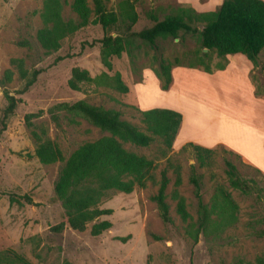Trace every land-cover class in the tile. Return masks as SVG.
I'll return each mask as SVG.
<instances>
[{"label":"rangeland","instance_id":"374dc122","mask_svg":"<svg viewBox=\"0 0 264 264\" xmlns=\"http://www.w3.org/2000/svg\"><path fill=\"white\" fill-rule=\"evenodd\" d=\"M71 1L63 4L61 15L64 20L78 22ZM102 1L106 9L118 14L119 20L109 33L121 35L124 45L119 56L109 55L111 69L102 63L103 51L111 47L104 49L96 41L104 31L93 21V0H86L92 10L89 23L66 35L60 47L52 51L42 48L36 37L45 26L41 16L44 0H0V80L4 81L6 71H10V80L0 83V129L7 104L5 90L19 99L0 134V251L12 249L33 264H264V148L249 126L223 117L213 118L208 107L190 97L189 93L195 92L203 81V76L195 72L203 71V67L188 66L206 51L201 48L200 34L179 31L177 37H159V52L127 35L126 12L130 3L137 14L130 31L151 26L153 18L170 16L201 29L210 17H203L176 0ZM93 40L96 42L92 46L84 44ZM58 56L63 58L55 61ZM175 57L181 65L171 69L172 73L176 68L174 87L163 90L151 71L158 69L160 58L174 61ZM202 58L211 67L223 60L214 51ZM74 67L86 69L92 77L91 81L80 83L78 89L68 85ZM34 70L38 74L33 84L19 92ZM20 71L25 72L24 77ZM115 73L128 86L126 93L115 89ZM250 76L263 94L264 52ZM80 99L118 110L122 119L140 129L144 128L140 107L151 105L181 110L185 122L171 147H166L159 137L147 147L124 142L127 150L153 161L144 186L135 185L130 193L106 191L98 207L111 208L110 215L88 222L82 231L66 224L56 232L51 226L66 219L54 192L64 161L43 164L34 150L39 143L50 140L66 159L84 142L107 134L79 113L58 106ZM38 112L27 125L25 115ZM184 136L206 143L222 138L238 152L219 143L207 147L210 152L202 151V164L194 148L198 144L177 145ZM227 160L248 181L249 191L231 186L226 174ZM163 173L168 180L164 195L170 222L163 221L153 199ZM194 177L199 181L201 199L209 214L203 227L199 226L201 213ZM222 191L230 194L235 207ZM23 194L35 204L25 203L20 198ZM11 196L17 200L10 203ZM180 199L189 213L186 220L176 210ZM103 219L110 220L111 227L92 235L91 225Z\"/></svg>","mask_w":264,"mask_h":264},{"label":"trees","instance_id":"16d2710c","mask_svg":"<svg viewBox=\"0 0 264 264\" xmlns=\"http://www.w3.org/2000/svg\"><path fill=\"white\" fill-rule=\"evenodd\" d=\"M93 2L95 15L93 21L98 23L104 31V35L96 41L100 42L104 49L111 47L108 51L102 53V63L108 69H111L112 64L109 55L119 56L124 50L121 35L116 34L113 36L109 33L110 29L118 22L119 17L115 12L106 9L102 0H93ZM66 3H68V0H44L43 2L41 16L45 26L37 31L36 37L46 51L57 50L61 45V40L66 35L89 23L92 10L86 0L71 1L70 6L78 16V22L62 18V6ZM197 13L203 17H210L201 29L192 26L180 17L170 16L162 20L153 18L154 23L151 26L139 31H130V27L137 19V14L130 3L126 12L129 20V24L126 25L127 35L146 42L159 52L160 48L157 43L159 37H177L179 31L185 33L198 32L201 48L207 50L202 52L197 60L191 62L188 66H202L203 71L208 73L225 68L228 54L242 53L249 60L254 61L264 49V0H222L216 10ZM96 41L93 40L84 44L92 46ZM213 51L223 60L211 67L202 57H208L209 52ZM62 58L63 56H58L55 61ZM179 65L181 63L177 57L174 58V61H166L160 58L159 67L157 70L155 69L154 73L159 79L160 87L163 90L171 86L173 80L171 69ZM9 72L6 71L4 81L0 80L1 84L10 80ZM20 72L24 77L25 72ZM37 74L38 70H34L19 92L32 85ZM91 80L92 77L86 69L74 67L68 79V85L72 89H78L80 83ZM114 84L117 91L122 93L128 91V86L123 82L119 73L114 75ZM260 93V89L256 87L255 94L259 95ZM5 96L7 104L3 109L0 134L6 127L7 118L14 113L19 102L15 95L6 90ZM58 106L79 113L94 126L107 133L98 139L84 142L66 159L57 144L50 140L39 143L34 150V155L43 164L64 161L54 184V192L61 201L66 219L52 225V230L59 232L67 224L74 230L82 231L88 222L112 213L111 208L98 207V203L106 191L116 190L130 193L135 185L144 186L148 174L153 168L151 159L127 150L123 143L129 142L136 146L147 147L156 137H159L166 147H171L181 124L182 115L179 111L167 107L141 109L139 114L144 128L140 129L137 125L122 119L120 111L105 109L87 103L82 99L72 103L63 102ZM38 114L39 112L26 114V124L29 125L30 118ZM194 148L197 149L199 161L203 164L202 151L210 152L211 148L200 145H195ZM225 163L226 174L231 186L244 192L249 191L250 184L240 176L236 166L228 160ZM167 182L168 180L163 173L159 190L153 196V199L157 203L163 221L170 222L168 204L164 195ZM192 182L201 213L199 226L203 227L209 218L208 209L202 202L198 179L194 177ZM222 192L224 198L235 207L230 194ZM20 198L25 203L35 204L27 194L21 195ZM15 200L17 199L12 196L9 198L10 203ZM176 210L183 220L189 217L183 199L178 201ZM111 225L112 223L108 219L96 221L91 225L90 233L99 235L104 230L109 229ZM121 240H126V237H121ZM0 264L33 263L14 250L6 249L0 251Z\"/></svg>","mask_w":264,"mask_h":264},{"label":"crops","instance_id":"0c3cea01","mask_svg":"<svg viewBox=\"0 0 264 264\" xmlns=\"http://www.w3.org/2000/svg\"><path fill=\"white\" fill-rule=\"evenodd\" d=\"M176 2L183 7L189 6L197 12H211L218 8L222 0H176ZM262 52H264V49L254 61L249 60L242 53L228 54L226 56L227 64L225 68L211 73L200 70V72L195 71L197 72L196 74L203 76V81L200 87L196 88L195 92L189 94L191 98L196 99L209 108L211 117H223L226 121L238 122L249 126L258 134L261 145L264 148V93L255 94L256 86L250 76L255 67L256 60H258ZM175 70L176 68L172 72L173 80L169 89L174 87ZM151 72L155 76V73ZM145 75L147 76L146 73ZM155 78L157 79L156 76ZM135 90H137L136 87ZM137 105L139 106L138 101ZM152 107L165 106L151 105L140 108L145 110ZM167 108L174 109L173 107ZM174 110L179 111L182 115L181 124L175 136L176 140L183 129L185 115L181 110ZM186 142H193L204 147H213L221 143L238 152L235 147L222 138H217L210 143H206L192 136H184L177 145Z\"/></svg>","mask_w":264,"mask_h":264},{"label":"water","instance_id":"95a60500","mask_svg":"<svg viewBox=\"0 0 264 264\" xmlns=\"http://www.w3.org/2000/svg\"><path fill=\"white\" fill-rule=\"evenodd\" d=\"M204 50H207L206 48H204Z\"/></svg>","mask_w":264,"mask_h":264}]
</instances>
